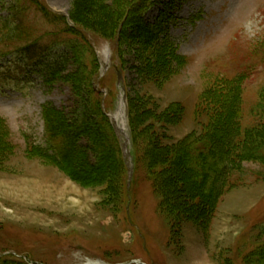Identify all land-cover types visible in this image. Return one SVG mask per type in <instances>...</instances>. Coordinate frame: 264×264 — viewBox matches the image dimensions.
Returning a JSON list of instances; mask_svg holds the SVG:
<instances>
[{"label": "rangeland", "instance_id": "1", "mask_svg": "<svg viewBox=\"0 0 264 264\" xmlns=\"http://www.w3.org/2000/svg\"><path fill=\"white\" fill-rule=\"evenodd\" d=\"M15 1L0 0L1 17ZM32 1H26L29 26L70 38L51 14L68 15L75 0ZM103 3L120 18L115 31L103 36L84 29L86 41L76 37L82 48L68 81L61 74L45 82V59L63 52L55 45L33 63L17 54L0 59V264H264V257L253 256L264 249V0ZM89 43L103 65L95 89L109 113L117 112L125 94L132 100L140 160L128 188L99 118L91 117L89 131L65 145L72 167L41 155L43 106L69 117L77 103L84 111L94 103L85 92L84 71L95 67ZM221 84L232 86L241 131L263 136L255 138L260 159L226 171L212 202L210 181L200 183L208 171L194 168L198 161L190 156L173 170L179 192L173 194L167 177L156 179L166 156L158 154L167 151L171 160L168 146L202 133L210 119L202 97L224 90ZM64 120L70 128L75 122Z\"/></svg>", "mask_w": 264, "mask_h": 264}, {"label": "trees", "instance_id": "2", "mask_svg": "<svg viewBox=\"0 0 264 264\" xmlns=\"http://www.w3.org/2000/svg\"><path fill=\"white\" fill-rule=\"evenodd\" d=\"M16 1L15 3L9 4L6 16H0V59H4L8 55L17 54L24 62L33 63L36 58H40L47 53L52 45L62 48L63 52L61 54H55V57L52 56V58L48 60L47 58L45 59L43 71L46 83L61 74V78H65L64 80L68 81V77L71 75L69 73L72 72L75 67H78L76 61L77 53L81 51L80 48H82V46L78 42H75V39L81 36L86 41L82 33L84 29L94 31L96 34H101L103 36H109L113 29L115 31V27L117 26L116 23H118V19H120L118 15L112 11V8L103 3V0H75L73 2L72 11L68 13L67 16L58 12L51 14V18L55 20V23L60 21L59 23L63 25L62 30L70 36V38H63L58 36L57 32H48L47 29L44 31L41 29L36 30L29 26L27 24L28 20L32 19L27 16L29 8L26 2L27 0H22L21 2L19 0L18 2ZM32 2L38 5L39 1L33 0ZM38 8L40 11H43L41 5H39ZM139 25V28H142V25ZM60 38L62 39L60 42H55L56 39L60 40ZM114 39H119V35L114 34ZM89 46L95 67L88 71V73H86L87 70L84 71L83 69L82 71L85 72L86 99L88 100L94 96V103L89 106L87 111H84V105L81 102L77 103L75 111L71 114L72 116L69 117L66 113H63V109H56L51 105L43 106L41 116L44 122L46 144L43 146L44 148L40 147V151L42 152L41 155L45 158L50 157L49 159L61 163L65 162L68 167H72V162L74 161L68 149V146L71 144H69V142L76 141V136L89 131L92 127L91 117H96L103 121V128L108 134V137H111V139H109L112 144V156L120 163V167L123 172L126 173L120 143L106 115V99H103L98 89H95V86L99 83L97 82V77L99 75L100 65L91 43H89ZM222 87H225V89L220 90L219 88L216 89L217 91L212 89L209 95L202 97L206 105L208 104L210 106L207 111L208 114H210V119L203 127L202 133L198 135L196 133H191L187 135L184 140L168 146L170 153L172 152L171 155L173 158H171V160H169V154L166 153L167 151L164 154H161L162 151L158 154L161 158H163L162 155H166L163 159H166L167 163L161 159L159 163L161 171L157 172L156 179L157 175H163L165 179L167 177V183L173 190V194H179L176 183L172 181L171 175H174L173 170H176L175 168L177 167L178 161H180L179 164H181L183 160H188L190 156L198 161L194 168L208 171V175L203 173L200 183L202 182L205 186V183L210 181L212 202L218 199L221 194L226 180L229 177V173L233 170H238L239 167H241L240 163L242 161L260 159L258 153L259 146L255 142V138L260 139L263 138V136L254 134L251 130L241 131L234 117V106L232 107V95L234 92L232 91V86L230 84H221V88ZM75 97L77 99L79 96L76 95ZM138 110H142L143 113H152L151 110L145 108L138 107ZM176 110L177 108L170 110L172 112L171 114L176 115V113H173L176 112ZM132 113V100L130 95L126 94L127 123L131 134L134 165L135 169H137L139 167L140 148L137 143V132L134 127ZM161 113L162 112L157 116L159 120L162 118ZM168 114L169 112L166 111L165 115L168 116ZM65 118L75 119L71 128L64 120ZM158 119L154 118L155 121H159ZM89 120L90 123H88ZM150 125L151 124L148 125V128L152 130L151 143L157 144L158 142H155V139L153 140L156 135H154V131L151 129L152 125ZM242 132L243 138L240 136ZM67 143L68 146H65ZM194 168L191 167L192 172ZM62 170L66 172L69 178L81 183V179L75 176L71 171L67 172V170L63 168ZM168 175L170 178H168ZM180 192L184 195L185 193L190 194L191 191L188 189V191L180 190ZM183 195H180L181 198H176L178 202L182 200ZM254 255H256V258L264 257V249L261 247L257 248L253 256Z\"/></svg>", "mask_w": 264, "mask_h": 264}, {"label": "bare ground", "instance_id": "3", "mask_svg": "<svg viewBox=\"0 0 264 264\" xmlns=\"http://www.w3.org/2000/svg\"><path fill=\"white\" fill-rule=\"evenodd\" d=\"M123 106H124L123 100H121L120 106H119L117 112L112 115L113 120L118 123V126L120 128V130H119L120 135H122V134L125 135V123H124V117H123L124 107ZM91 263H93V262H91ZM94 264H96V263H94Z\"/></svg>", "mask_w": 264, "mask_h": 264}]
</instances>
